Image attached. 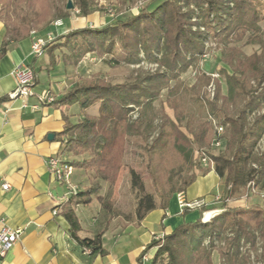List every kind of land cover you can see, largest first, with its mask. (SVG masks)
<instances>
[{
    "label": "trees",
    "instance_id": "1",
    "mask_svg": "<svg viewBox=\"0 0 264 264\" xmlns=\"http://www.w3.org/2000/svg\"><path fill=\"white\" fill-rule=\"evenodd\" d=\"M10 3L11 0H0L1 6ZM72 4L83 17L93 12L92 0H73ZM14 6L18 10L16 20L7 12L4 14L0 57L11 42L29 38L31 32L38 33L53 20L68 15V10L58 9L49 0H17ZM51 10L54 15L50 16ZM195 14L196 20L192 21ZM262 21L264 0H161L106 26L72 29L46 43L44 51L51 58L59 51L64 66H76L87 54L108 57L111 69L121 63L138 65L140 55L158 66L154 72L136 71L116 84L98 75L78 77L68 91L49 103L55 107L77 104L83 115L72 123L62 114L64 126L57 135V155L69 153L80 157L68 163L74 169L92 173L95 181L61 204L71 237L79 245L104 253L102 233L92 239H79L75 206L89 205L95 198L110 219L122 215L127 224L138 226L149 212L166 209L174 194L185 192L197 177L195 166L201 167V175L211 170L201 166L199 158H205L213 163L212 171L223 184L219 208L222 212L207 223L201 219L183 222L170 233L152 239L141 250L138 261L144 252L155 248L148 264H213L214 251L219 254V264H252L251 251H256L260 242L257 261L264 264V207L227 206L231 199L242 196L248 183L252 182L254 188L260 184L264 190V148L257 151L264 135V38L259 26ZM246 36L248 44L259 45V51L249 56L233 45ZM208 37L222 45V61L227 68L220 70L226 94H222L220 84L214 80L212 98L203 99L207 115L227 132L224 151L218 155L207 150L211 143L210 121L193 125L186 118L183 124L184 116L177 108L172 110L173 119L162 109L153 112V102L161 90L166 88L169 94L174 91L175 85L169 87L171 81L176 84L180 74L201 56ZM50 64H55L54 59ZM200 80L206 86L210 77L200 76ZM7 99L0 98V103ZM239 103L242 106L237 108ZM94 105L98 106L97 116L87 115L86 110ZM135 109L138 115L132 119L130 115ZM260 110L263 112L259 113ZM252 114L250 124L248 118ZM156 119L158 125L154 123ZM129 143L142 150L151 188L130 171L134 210L121 214L114 203L99 195L100 182L109 187L116 183ZM194 153L197 162L193 160Z\"/></svg>",
    "mask_w": 264,
    "mask_h": 264
},
{
    "label": "crops",
    "instance_id": "2",
    "mask_svg": "<svg viewBox=\"0 0 264 264\" xmlns=\"http://www.w3.org/2000/svg\"><path fill=\"white\" fill-rule=\"evenodd\" d=\"M44 31L11 42L0 57V98H8L0 103V230L3 225L23 230L1 264H137L141 250L149 241L170 233L183 222L200 219L201 211L182 213L178 208V194H174L166 209L152 210L136 226L127 224L120 216L110 219L108 212L94 198L89 205L80 204L74 208L80 225L77 235L79 239H92L102 233L104 253L92 252L88 248L85 251L71 237L69 223L62 214L64 189L50 177L46 160L59 152L57 135L64 126L62 114L65 113L72 123L83 115L77 104L55 107L39 101V95L46 92L58 99L78 77H85L78 75L75 66H64L59 51L54 52L53 58L46 51L40 57H33L32 41L34 37L43 36ZM4 33L5 26L0 20V45ZM52 59L54 65L50 64ZM18 65L30 66L36 76L35 94L25 102L26 107L18 98L11 97L16 89L12 72ZM97 108L94 105L85 113L97 116ZM63 157L67 161L80 158L69 153ZM92 179V173L74 169L72 182L80 190L88 187ZM4 183L9 186L7 190L1 187ZM100 186V192L109 188L103 181ZM222 191V181L210 170L205 175H197L180 194L185 200L208 199ZM54 210L56 214L52 213ZM154 252L155 248L148 251L150 257Z\"/></svg>",
    "mask_w": 264,
    "mask_h": 264
},
{
    "label": "rangeland",
    "instance_id": "3",
    "mask_svg": "<svg viewBox=\"0 0 264 264\" xmlns=\"http://www.w3.org/2000/svg\"><path fill=\"white\" fill-rule=\"evenodd\" d=\"M16 1L17 0H11L9 6L6 7L0 5L1 21H3L4 19L5 12H7L13 19H17L18 10L14 6V3ZM68 1L73 3V0H49V2L53 6L57 7L62 11H67L66 5ZM160 1L161 0H92V4L94 6L92 7L93 12L90 15L83 17L80 15V11L77 7H72L71 10H68L67 18L62 19L63 25L61 27H55L53 25L54 21L57 20L55 19L48 26L50 27V29L48 30V27L44 28L43 30L45 31L44 34H42L43 36L39 37L43 39L44 42H49L57 35L65 34L68 32L69 29L72 30V28L74 29L84 26L98 28L106 26L118 20L127 18L130 15L136 14L142 8L154 6ZM51 15H54V10L50 11V16ZM195 17L196 14L192 17L194 18L192 21L196 20ZM259 26L261 28L262 37L264 38V21H262ZM52 28H55V30H53ZM192 29L194 30L196 28L193 27ZM246 38H248V36L243 38L242 41L234 43L233 45L240 48L241 53L246 56L251 55L254 51H259V45L248 44L246 42ZM221 49L222 45L219 44L218 41H215L213 40V38L208 37L203 43V51L201 56L195 61V63L191 67L187 68L186 71L180 74L176 84L174 83V81H171L169 87L175 85L174 91L169 94L166 88L161 90L158 98H156L153 102V112L158 113L162 109L164 113L167 114V116L173 119L174 112L172 110H174L173 108H177L176 111L182 113L184 116L183 124L186 122V118H189L191 124L193 125H196L198 122H201L203 120L210 121L211 117H209L206 111L204 110L203 99L212 98L215 90L214 80L220 84L222 94H226L225 78L220 74V70L227 68L225 67V64L222 61ZM140 58L141 62L138 65H127L121 63L119 67L111 69L109 64L107 63L109 60L108 57L98 58L95 55L87 54V56L85 55L84 58L75 67L79 76L88 78L93 75H98L99 77L106 78L108 81L116 84L129 79L136 71L154 72L158 69V66L156 64L145 60L142 55H140ZM162 69L163 68H161L160 70ZM200 76L210 77V81L206 86L202 84ZM241 106L242 103H239L237 105V108H240ZM262 110H264V107ZM262 110H260L259 113H262ZM137 115L138 110L135 109V111L132 112L130 116L132 119H135ZM212 119L213 118H211V120ZM248 119V122L251 124V121L253 120V114L250 115ZM215 121L217 122V120ZM154 123L155 125H158L159 120L156 119ZM212 136L213 128L211 125V143ZM222 137L223 143L220 148L212 147L210 143V146L207 150L211 154L218 155L224 151L227 132L225 134L224 131V135ZM262 148H264V135L261 137L257 145V151L261 152ZM141 153L142 150L140 148L135 147L134 145L129 143L126 147L124 157L122 158V167L119 171L118 178L116 180L117 185L115 183L112 187H109L106 190L104 189L103 192L101 190L102 193L99 191V194H102L101 196L114 203L115 209L121 214H126L134 210V195L130 189L129 184L130 171L133 170L135 173H137L140 176L141 180L146 184L147 188H151V184L149 181L150 178L146 169L144 156ZM195 155L196 154L194 153L193 160L197 162V160L195 159ZM171 160H173V158ZM172 167L176 169L175 166ZM200 170L201 167L198 165L195 166L193 171L196 175H201ZM190 173L191 172H189V174ZM182 174L184 175L185 172H183ZM93 182L95 181H93L92 179V181H90V184H92ZM210 196L211 197L207 199L210 201L209 205L206 206L207 209L213 210L221 208V194H213ZM216 196L219 197L218 200L215 199ZM254 203H257L258 205L264 207V190L261 189L260 184L258 185V187H255L253 191H250V189H245L241 197L237 199H231L227 203V206L245 207V205L249 206ZM260 246L261 243L258 242L257 250L251 251L252 264H261L259 261H257L260 256ZM212 260L213 264L220 263V257L216 251L212 253Z\"/></svg>",
    "mask_w": 264,
    "mask_h": 264
},
{
    "label": "built area",
    "instance_id": "4",
    "mask_svg": "<svg viewBox=\"0 0 264 264\" xmlns=\"http://www.w3.org/2000/svg\"><path fill=\"white\" fill-rule=\"evenodd\" d=\"M53 25L55 27H61L63 25L62 19H58L54 21ZM34 34L33 32H31ZM47 41L44 42L43 39L34 37V40L31 44V52L33 57H40L44 53V47ZM33 69L28 65H18L14 68L12 75L16 82V89L18 98L23 107H26V101L28 98L34 96L33 86L36 81V76L34 75ZM54 98L49 96L46 92H43L39 95V101L51 103ZM210 122L213 128V136H212V147L220 148L223 143V135H224V127L216 123L214 119ZM199 162L202 167L206 168L209 167L211 170L213 168V163L208 162L205 158H199ZM46 165L48 168V172L52 180L56 183V185L61 186L64 189V194L62 200L66 201L71 195L76 194L80 188L78 185L72 182V176L74 174V168L71 164L68 163L64 157H60L57 154L49 156L46 160ZM2 189L7 190L9 188L8 184H2ZM247 189L250 191L254 190V184L248 183ZM178 208L183 213L185 210H200L201 208H207L206 206L209 205L210 201L205 198H197L193 200H185L182 198L181 194L178 193ZM216 200L219 197H215ZM52 213L56 214L54 210ZM23 230L21 228H10L6 225H3L2 229L0 230V264L6 254L13 248V246L19 240ZM85 251H88L87 248H84ZM151 257L148 252H144L138 264H148Z\"/></svg>",
    "mask_w": 264,
    "mask_h": 264
},
{
    "label": "water",
    "instance_id": "5",
    "mask_svg": "<svg viewBox=\"0 0 264 264\" xmlns=\"http://www.w3.org/2000/svg\"><path fill=\"white\" fill-rule=\"evenodd\" d=\"M72 2L68 1L67 5H66V9L67 10H71L73 5L71 4ZM17 95V91H14L13 94H11L12 98H16ZM51 135L48 136V138H50ZM222 212V209H213V210H208L205 212L201 213V222L202 223H207L209 222L211 219H213L216 215H218L219 213Z\"/></svg>",
    "mask_w": 264,
    "mask_h": 264
}]
</instances>
